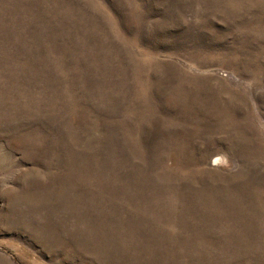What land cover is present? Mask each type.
I'll use <instances>...</instances> for the list:
<instances>
[{
    "label": "rangeland",
    "instance_id": "1",
    "mask_svg": "<svg viewBox=\"0 0 264 264\" xmlns=\"http://www.w3.org/2000/svg\"><path fill=\"white\" fill-rule=\"evenodd\" d=\"M0 264H264V0H0Z\"/></svg>",
    "mask_w": 264,
    "mask_h": 264
},
{
    "label": "bare ground",
    "instance_id": "2",
    "mask_svg": "<svg viewBox=\"0 0 264 264\" xmlns=\"http://www.w3.org/2000/svg\"><path fill=\"white\" fill-rule=\"evenodd\" d=\"M217 161V160H216Z\"/></svg>",
    "mask_w": 264,
    "mask_h": 264
}]
</instances>
